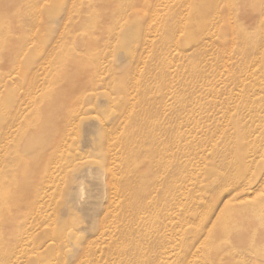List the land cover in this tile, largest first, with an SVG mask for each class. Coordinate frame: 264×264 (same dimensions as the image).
Wrapping results in <instances>:
<instances>
[{
	"label": "rangeland",
	"instance_id": "rangeland-1",
	"mask_svg": "<svg viewBox=\"0 0 264 264\" xmlns=\"http://www.w3.org/2000/svg\"><path fill=\"white\" fill-rule=\"evenodd\" d=\"M0 264H264V0H0Z\"/></svg>",
	"mask_w": 264,
	"mask_h": 264
}]
</instances>
